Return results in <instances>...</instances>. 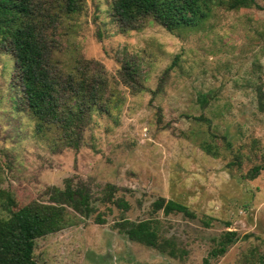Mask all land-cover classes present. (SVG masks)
<instances>
[{
  "label": "rangeland",
  "instance_id": "rangeland-1",
  "mask_svg": "<svg viewBox=\"0 0 264 264\" xmlns=\"http://www.w3.org/2000/svg\"><path fill=\"white\" fill-rule=\"evenodd\" d=\"M86 1L58 27L54 55L65 71L78 59L101 67L107 83L103 111L88 117L79 147L36 135L13 57L0 48V209L3 199L13 209L48 202L47 189L69 178L88 187L94 207L89 216L71 211L63 229L36 240L38 264H246L264 254V169L246 177L264 164V0L218 5L185 29L149 20L127 32L107 0ZM126 62L137 67L129 83ZM110 184L118 189L108 200ZM160 197L195 217L154 211ZM148 218L176 255L131 240L119 225ZM226 230L237 239L211 255Z\"/></svg>",
  "mask_w": 264,
  "mask_h": 264
},
{
  "label": "trees",
  "instance_id": "trees-1",
  "mask_svg": "<svg viewBox=\"0 0 264 264\" xmlns=\"http://www.w3.org/2000/svg\"><path fill=\"white\" fill-rule=\"evenodd\" d=\"M107 1L111 20L123 32L143 29L149 20L169 31L185 29L205 21L218 5L227 9L256 5V0ZM86 6V0H0V48L13 57L17 85L36 122V135H53L62 145L75 148L79 147L88 117L103 111L107 83L101 67L91 69L89 61L78 59L74 67L65 71L54 55L59 49L58 27L81 14ZM136 71L132 62H126L122 72L125 82L134 81ZM207 97L201 96L200 102L206 104ZM259 99L263 109L261 91ZM204 149L217 155L210 143ZM263 169L264 164L256 165L246 177L254 179ZM116 189L115 185L108 186V200ZM47 193L48 202L34 200L17 209L1 200L4 204L0 209V264H38L34 256L38 238L63 229L69 223L71 211L89 216L94 209L88 187L74 183L71 178L67 179L65 188L51 186ZM114 203L124 210L130 208L123 198H117ZM153 209L166 215L179 212L195 217L187 205L164 197L154 201ZM157 223L148 218L123 220L119 225L131 240L176 255L173 243L161 238ZM237 236L235 230H226L211 255L226 253ZM245 262L264 264V254Z\"/></svg>",
  "mask_w": 264,
  "mask_h": 264
}]
</instances>
